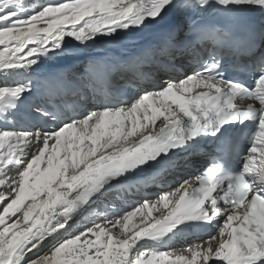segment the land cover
I'll list each match as a JSON object with an SVG mask.
<instances>
[{
    "label": "snow or ice",
    "instance_id": "6c2138e0",
    "mask_svg": "<svg viewBox=\"0 0 264 264\" xmlns=\"http://www.w3.org/2000/svg\"><path fill=\"white\" fill-rule=\"evenodd\" d=\"M229 6L264 0H0V264H264V31Z\"/></svg>",
    "mask_w": 264,
    "mask_h": 264
},
{
    "label": "bare ground",
    "instance_id": "6f19581e",
    "mask_svg": "<svg viewBox=\"0 0 264 264\" xmlns=\"http://www.w3.org/2000/svg\"><path fill=\"white\" fill-rule=\"evenodd\" d=\"M26 2L29 4V6L32 5H36L38 3H41L42 0H26ZM160 121H157V125H159ZM168 182V181H166ZM157 186V185H156ZM166 192V191H164ZM161 192L157 191L155 187H150L149 190L147 192H143L141 194L140 197H129L126 200L121 202V207L127 211V210H132V208H134L137 203L139 202L140 199L146 198V194L149 196V198L147 199H153V198H157L158 194H160ZM161 210L163 211L162 207ZM146 211V210H145ZM159 215V212L153 210V216H157ZM139 217L134 218V221H138ZM116 231H119V229H116ZM191 243V242H188ZM185 245L183 243H178L175 244L174 246H171L172 248L179 250L181 248H183ZM165 250H169L168 248H165Z\"/></svg>",
    "mask_w": 264,
    "mask_h": 264
}]
</instances>
